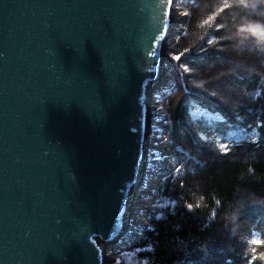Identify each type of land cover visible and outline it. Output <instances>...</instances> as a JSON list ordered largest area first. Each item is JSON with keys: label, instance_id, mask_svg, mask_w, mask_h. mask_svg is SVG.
Segmentation results:
<instances>
[{"label": "water", "instance_id": "95a60500", "mask_svg": "<svg viewBox=\"0 0 264 264\" xmlns=\"http://www.w3.org/2000/svg\"><path fill=\"white\" fill-rule=\"evenodd\" d=\"M177 3L0 0V264H108L128 235Z\"/></svg>", "mask_w": 264, "mask_h": 264}, {"label": "trees", "instance_id": "16d2710c", "mask_svg": "<svg viewBox=\"0 0 264 264\" xmlns=\"http://www.w3.org/2000/svg\"><path fill=\"white\" fill-rule=\"evenodd\" d=\"M181 6L159 98L172 164L109 264H264V0Z\"/></svg>", "mask_w": 264, "mask_h": 264}, {"label": "rangeland", "instance_id": "374dc122", "mask_svg": "<svg viewBox=\"0 0 264 264\" xmlns=\"http://www.w3.org/2000/svg\"><path fill=\"white\" fill-rule=\"evenodd\" d=\"M178 13L179 14H182L183 13V9H178ZM179 25V28L181 27V23L178 24ZM175 38V36H174ZM246 40H243L241 41L240 44H246ZM168 84V83H167ZM160 100V99H159ZM156 114H157V117L155 118V120H157V123L156 126L154 127V134L158 137V138H161V141L167 143V134L166 132L164 131V128H163V122L165 121V115L164 114H160V108H159V104L156 105ZM162 122V124H161ZM161 130V131H160ZM157 132V133H156ZM170 150V148H169ZM149 198V197H148ZM151 199V198H150ZM148 202V200H147ZM148 207V203H144L143 204V209H140L137 211V215L136 217L141 220V221H144V216H143V211L146 210ZM261 208V212H262V220H264V207H260ZM258 211V210H257ZM259 212V211H258ZM139 214V215H138ZM135 216V215H134Z\"/></svg>", "mask_w": 264, "mask_h": 264}, {"label": "snow or ice", "instance_id": "6c2138e0", "mask_svg": "<svg viewBox=\"0 0 264 264\" xmlns=\"http://www.w3.org/2000/svg\"><path fill=\"white\" fill-rule=\"evenodd\" d=\"M173 2H174V0H169V3H173ZM167 27H168L167 25H164V28H167ZM161 38L162 37H159V39H161ZM156 39H157V37H156ZM176 59L179 60V59H181V57L177 56ZM261 244H264V242H261ZM260 258L264 259V255H261Z\"/></svg>", "mask_w": 264, "mask_h": 264}, {"label": "clouds", "instance_id": "9594fccd", "mask_svg": "<svg viewBox=\"0 0 264 264\" xmlns=\"http://www.w3.org/2000/svg\"><path fill=\"white\" fill-rule=\"evenodd\" d=\"M261 242H264V241L255 240V239L253 240V243H254V244H256V243H259V244H261ZM261 255H264V253H262Z\"/></svg>", "mask_w": 264, "mask_h": 264}]
</instances>
